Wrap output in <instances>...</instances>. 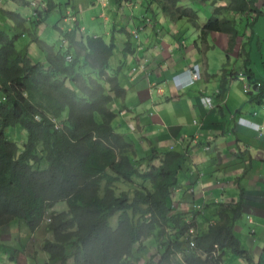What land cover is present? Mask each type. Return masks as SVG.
<instances>
[{
	"label": "trees",
	"instance_id": "16d2710c",
	"mask_svg": "<svg viewBox=\"0 0 264 264\" xmlns=\"http://www.w3.org/2000/svg\"><path fill=\"white\" fill-rule=\"evenodd\" d=\"M48 1L45 14L56 6ZM221 1L226 0H216L214 13L200 24L198 13L181 0H148L172 21L189 22L199 33L196 47L202 54L211 50L210 33L228 34L229 59L239 32L233 21L221 17L223 11L248 13L254 0L216 7ZM42 13L35 24L43 21ZM12 18L14 32L0 28V233L15 219L25 220L32 231L44 224L53 236L43 244L46 264H68L69 259L74 264H137L149 239L157 244L151 264H223L227 250L255 264L234 232L243 215L242 193L237 201L219 204L218 221L208 219V231H197L190 247L185 236L197 226L171 208L179 176L191 162L189 150L153 149L134 159L133 145L113 128L111 104L126 95L119 81L122 65L112 67L118 49L114 38L87 36L76 42L72 37L79 46L76 53L49 47L45 58L38 53L34 59L29 44L17 48L24 37L19 31L26 29L19 15ZM130 45L128 38L125 54H132ZM17 126L27 131L22 148L6 133ZM117 213L113 227L110 219Z\"/></svg>",
	"mask_w": 264,
	"mask_h": 264
},
{
	"label": "crops",
	"instance_id": "0c3cea01",
	"mask_svg": "<svg viewBox=\"0 0 264 264\" xmlns=\"http://www.w3.org/2000/svg\"><path fill=\"white\" fill-rule=\"evenodd\" d=\"M52 1L56 4L55 9L47 12V14L44 11L42 13L43 21L37 25L33 22L36 20L34 10L36 11L39 7L41 12L45 4L46 7L49 5L48 0H41V4L40 0H36L34 6H32L31 0H9L4 9L0 7V12L6 17L5 30L12 29V23H14L12 17H15L16 14L19 15L24 20V29H26V31L21 29L19 32H22L25 38L27 36L32 39L36 37L38 40L36 44L42 49L41 52L38 50L41 58H45V53L49 51V47H53L54 52L63 48V50L70 49V52L76 53L79 46L74 45L71 41L72 37L76 42L86 41L87 36L103 37L105 35L103 38L106 37L107 41L114 38L118 49L112 67L117 68L122 65L120 75L127 74L131 78V85L139 79V74H141L142 79L144 76L147 77V83H144L143 80L137 86L131 88L129 86L128 91L133 89V97L129 98L128 101L126 88L125 97L115 99L111 107L116 113L113 128L119 127L117 133L123 135L126 140L129 139L128 142L134 147V154L132 155L134 159L149 156L155 148V150L158 149V152L170 151L172 146L174 149L171 151H178L179 149L178 152H185L189 150L191 162L187 164V170L183 172L186 174V179L183 186H179V189L176 190L171 208L173 214L183 213L184 220L197 226V231L200 234L208 231V219L212 223L218 221L216 213L219 204L237 201L242 193L243 215L235 225L234 232L241 240L245 250L252 254L255 264H259V262L264 264V109L262 108L264 106V75H261L258 67L256 70L251 67L253 61H258L262 63V68H264V53L259 48V40L256 41L255 47L250 49L253 56L244 49L242 50L243 56H249L244 65V78L246 76L249 83L257 87L253 92L248 93L252 104L245 105L244 96L239 97L236 93L230 92L229 79L236 78L235 73L230 72V55L226 62L222 61L220 65H213L209 51L202 54L196 47V40L199 37L198 31L185 19L177 22L172 21L160 11L156 3L149 5L148 0H140L141 5H127L126 1H123L125 4L121 6L119 0H79L78 3L82 5L84 18L79 21L77 14L73 15L72 12L68 11L64 22L70 21V25L66 30L59 27L55 28L54 33H60L61 37L54 43L55 34L51 30L49 32L50 28L46 24L48 16L58 6L54 0ZM200 1L203 2V0ZM208 1L211 0L203 3H208ZM258 2H261L262 6H259ZM229 3V0L221 1L216 6L227 7ZM17 7L29 9L30 12L23 16L17 13ZM252 9L253 11L248 13L238 14L225 10L221 17L230 19L236 24V27V18L239 15L241 21H243V17H247V30L251 27L254 41L256 32L264 36V0H254ZM126 11L127 13H125ZM89 16L92 34L87 33V28L81 26L82 22H86ZM235 16L237 17L235 18ZM99 20L103 21L104 33L102 34L98 31ZM137 30L139 31L138 41L134 38V32ZM12 31L14 32V29ZM247 32L245 31L243 37L248 36ZM221 34L225 33L212 32L208 36L207 44L211 46V50L213 48L212 42L216 41ZM128 38H130L131 45L127 47L131 49L132 54L124 53ZM189 38L193 40V44L190 46L187 44ZM235 48L230 54L235 52ZM81 52L84 56L85 50H81ZM251 57H254L253 60ZM195 65L199 66L203 75L201 90H206L211 79L216 76L213 70L220 71L222 78L216 92L220 91L221 94L215 93V98L220 105L215 109L223 119L219 116H208L209 114H205V110H203L206 121L205 123L201 121L198 128L194 126L196 130L192 134H184L181 127H176L167 128L165 135L158 136L156 129L150 132L144 125H141L139 115L142 112L147 114L145 109L150 106L146 105L160 104L158 117L160 120L166 118V110L169 106L168 99L155 101L152 95L157 94L158 98H165L168 92L172 100L181 99L180 94L187 88V71ZM223 68L225 69L224 75L221 74ZM163 71H168L170 75H173L174 81L167 80L166 77H157ZM86 72L89 73L90 70L87 69ZM247 72L248 75H246ZM220 75H218V79H220ZM163 81L167 83L166 88L158 84ZM242 82L244 90V81ZM154 85L159 86L162 93L156 91ZM130 105L134 107L131 108ZM142 105H144L143 108ZM225 110L229 114V118H225ZM233 113L235 115L230 116ZM119 114L120 116H118ZM155 116L157 114L153 110L151 117L154 118ZM240 118L259 125L263 132L239 125ZM195 121L196 119L193 120V124ZM167 141L170 142L169 146L164 149L165 151H159L162 144ZM185 141L186 145L182 148ZM197 197L201 198V203L197 206L200 210L193 211ZM202 203L204 205L200 208ZM246 230L249 231L250 237L244 234ZM146 245L148 250L145 254L138 256L141 258V263L138 264H149L151 256L157 254L155 240H147ZM223 264L225 263L223 262Z\"/></svg>",
	"mask_w": 264,
	"mask_h": 264
},
{
	"label": "rangeland",
	"instance_id": "374dc122",
	"mask_svg": "<svg viewBox=\"0 0 264 264\" xmlns=\"http://www.w3.org/2000/svg\"><path fill=\"white\" fill-rule=\"evenodd\" d=\"M4 4L0 7L4 9V6L8 3L9 0H2ZM57 3V8L54 10L50 16H48L46 24L48 25L49 32H55V28H63L64 30L68 29L70 25L69 22H64L65 16L68 11L72 12L73 15H78L79 21H81L84 18V12L82 10V5L78 3L79 0H54ZM134 5H141L142 3L140 0H130ZM216 2V0H211L208 3H203L200 0H182V6L185 7H190L194 11H196L199 15V20L200 24H204L208 18L211 17V15L214 12V7L215 5L213 4ZM218 3V2H217ZM41 4V0H40ZM259 6H262L261 2H258ZM217 5V4H216ZM26 7V6H24ZM217 7V6H216ZM17 13H20L23 16H26L30 11L29 9L25 8H16ZM124 11V10H123ZM127 13V11L125 12ZM227 13V12H226ZM225 13V14H226ZM224 14V13H223ZM237 16H235L236 18ZM90 16L88 17L86 22H82L83 24L81 26H84L87 28V33H93L91 31V21L89 20ZM237 30L239 32V39L238 40V45L235 48V52L232 54H229L231 57V70L230 72L235 73V77L233 80L229 79V87H230V92L231 93H236L237 96L241 97L244 96V99L246 101L245 105L252 104L250 102V95L248 93H245L243 90V82H242V77L245 75V69L244 65L246 63V59L249 56H243L242 50L244 49L248 54L253 56V52L251 53L250 49H253L256 45V41L259 40V48L260 50L263 51L264 53V36H261L259 32H256L255 40L253 41V35H252V30L249 28L247 30L248 26L247 24V17H243V21H241V16L239 15L237 18ZM5 20L6 17L5 15L0 12V28L5 29ZM103 21H98V31L99 33H104V28H102V23ZM102 28V29H101ZM247 32V37H243V34ZM54 43H56V40L61 37L60 33H54ZM85 35V34H84ZM185 35V34H184ZM105 35H103L104 37ZM30 39L28 36L21 37L19 41L17 42V48L18 49H23L29 44V53L33 57L35 53H39L42 51L41 47L36 44V42L30 43ZM106 39V37H105ZM51 41L53 42L52 38ZM228 43H229V37L228 35L226 36L225 34L219 35L217 37L216 41L212 42V50L209 51L210 53V60L213 65H220V63L226 62V50L228 48ZM248 43V44H246ZM187 44L190 46L193 44L192 38H189ZM40 52H39V51ZM117 55V52L115 53V56ZM35 59V56L33 57ZM254 57H251L253 60ZM115 60V59H113ZM228 65V64H227ZM252 69L256 70L258 67L259 72L261 75H264V68L262 63L258 61H253L252 62ZM214 75H216L213 79H211V82L209 86H207L206 90H201V84L203 82V79L199 82H194L192 85H189L185 90L180 94L181 99H178L177 101H174L171 99L170 94L167 92L165 98H158L157 94H153L152 97L155 99V101H166L168 99V108L166 110V118L163 120H160L158 117V112L161 107L160 104L157 105H146L150 106L149 108L145 109V114L142 112L140 117V123L141 125H144L150 132L157 130L156 134L158 136H163L166 134L167 128H176V127H181L184 134H192L195 132L196 126L197 128L199 127V124L206 121L205 115L203 113V110H205V114H209L208 116H215V117H220L223 119L218 113L217 110L214 109H209L204 105L202 97H211L213 100V104L215 107H218L220 103L217 101L215 98V93L216 89L221 82V75L220 71L217 69H214ZM212 72V70H211ZM213 73V72H212ZM222 74V73H221ZM218 75H220V79H218ZM139 79L131 85V78L127 76V74L123 76H119V81L121 85L127 89L128 87H134L137 86L138 84H141L143 80L145 81L144 83H147V77L144 76V78H141V74L138 75ZM157 77H166L167 80H171L172 82L174 81V76L170 75L168 71H163L159 76ZM245 81L248 84L249 81L247 80L245 76ZM129 82V83H128ZM171 82V83H172ZM170 83V82H169ZM196 83V84H195ZM232 83V84H231ZM161 87L166 88L167 83L160 82L158 83ZM195 84V85H194ZM160 93L161 90H159ZM133 97V89H130L127 92L126 99L127 101L129 98ZM160 99V100H158ZM137 104V102H134ZM114 102L111 104V107L113 106ZM135 104V105H136ZM224 105V104H223ZM222 105V106H223ZM131 106V105H130ZM144 105H142L143 108ZM154 106V107H153ZM134 106H131L133 108ZM153 107V110L157 114L154 118L151 117V108ZM141 108V109H142ZM143 110V109H142ZM65 117L67 118L69 115L68 110L64 112ZM235 114H231L230 116H234ZM120 116V114L118 115ZM225 118H229V114L225 110ZM196 119L198 122V125L193 124V120ZM100 121V119H99ZM210 121V120H209ZM136 124V123H135ZM115 129V128H114ZM260 130L262 131L263 129L260 127ZM7 135L10 140L18 143V145L22 148L24 143L27 141V131L21 128L20 126L17 127H12L8 128L6 130ZM116 132H119V127H116L115 129ZM263 132V131H262ZM195 136V135H193ZM177 139V138H176ZM129 141V139H127ZM170 144L169 141L164 142L162 144V148L159 151H165L164 149L168 147ZM186 145V141L182 144V148H184ZM156 149V148H155ZM158 150V149H157ZM179 151V149H178ZM47 165L44 166L46 168ZM186 179V174L181 173L179 176V185L183 186L184 182ZM201 203V198L197 197V203L193 207V211H198V205ZM228 203V201L226 202ZM204 203H202L199 207L202 208ZM61 206L56 207V210L61 209ZM120 213L115 214L111 219L110 223L113 227H116L118 224V217ZM46 227L43 224L41 228H39L36 231H32L27 222L23 219H15L10 226L5 227L1 230L0 233V264H46L49 258V255L47 252L43 250V244L44 241L47 239H52V234L46 232ZM244 234L248 237L249 231H245ZM47 257V258H46ZM180 257L175 259V262L179 261ZM141 263V261H140ZM224 263L225 264H246V262L239 258L238 256L234 255L230 250L226 251V255L224 258ZM55 264V263H51ZM68 264H74L73 259L68 260Z\"/></svg>",
	"mask_w": 264,
	"mask_h": 264
},
{
	"label": "clouds",
	"instance_id": "9594fccd",
	"mask_svg": "<svg viewBox=\"0 0 264 264\" xmlns=\"http://www.w3.org/2000/svg\"><path fill=\"white\" fill-rule=\"evenodd\" d=\"M121 2H122V6L125 4V2H123V1H126V4L127 5H129V4H133L130 0V2L128 1V0H120ZM35 2V1H34ZM31 4H32V0H31ZM125 7V6H124ZM45 9H46V4L44 5V9L41 11V12H44L45 11ZM39 7L36 9V11L34 10V16H35V18H38L39 17ZM137 40V39H136ZM138 41V40H137ZM70 56V55H69ZM71 57V56H70ZM228 60V59H227ZM196 66H198V65H195L193 68H191L190 70H193ZM198 68H199V66H198ZM190 70H188L187 71V74H188V79L186 80V85H187V87L189 86V85H192V84H189V82H190V80H191V74H190ZM199 70H200V74H201V78L199 79V80H202L203 79V75H202V73H201V69L199 68ZM242 79V81H244V85L245 84H247L246 83V81H245V78L244 77H242L241 78ZM196 81H198V80H196ZM195 81V82H196ZM250 86H251V90H249L248 92H245V90H244V92L245 93H251V92H253L254 91V88H255V86L252 84V83H248ZM182 85V84H181ZM258 86H260L259 84H258ZM154 89L156 90V91H159L161 88L159 87V86H156V85H154ZM219 92H216V94H218ZM204 97H206V96H204ZM203 97V98H204ZM202 98V99H203ZM212 99V98H211ZM213 101V100H212ZM207 107V106H206ZM209 108V107H208ZM214 108H217V107H215L214 106V104H213V108H209V109H214ZM263 108V107H262ZM256 114V113H255ZM241 120L243 121V123H241ZM195 124V123H194ZM238 124L239 125H241V126H245V127H249V128H251V129H253V130H255V131H257L255 128H254V126H259V125H257V124H254V123H251V122H249V121H247V120H245V119H243V118H240L239 119V121H238ZM195 125H198V124H195ZM260 127V126H259ZM259 132V131H258ZM196 139H197V137H196ZM197 143V142H196ZM174 149V148H173ZM173 149H171V150H173ZM206 149H209V148H206ZM197 236V230H195V228H191V229H189L188 230V232L186 233V236H185V238L187 239V240H190V247H194L195 246V244H194V242H193V238L194 237H196ZM152 257V256H151ZM178 257H180V256H178ZM177 257V258H178ZM181 258V257H180ZM140 261H141V259H140ZM139 261V262H140ZM180 261V260H179ZM138 262V263H139ZM137 263V264H138ZM149 264H150V259H149Z\"/></svg>",
	"mask_w": 264,
	"mask_h": 264
},
{
	"label": "built area",
	"instance_id": "2783aa9c",
	"mask_svg": "<svg viewBox=\"0 0 264 264\" xmlns=\"http://www.w3.org/2000/svg\"><path fill=\"white\" fill-rule=\"evenodd\" d=\"M36 0H32V6H34ZM134 38L138 40L139 38V31H135L134 32ZM72 57L68 56L67 59L70 61ZM190 74H191V80L189 82V84H192L193 82H195L196 80H199L201 78V74H200V70L198 68V66H196L193 70H190L189 71ZM244 90L245 92H248L249 90H251V86L249 84H245L244 85ZM203 102H204V105L209 107V108H213V101L211 99V97H204L203 98ZM263 109H264V106H263ZM195 124H198L197 121L194 122ZM241 123H243V121L241 120ZM254 128L261 132L260 130V127L259 126H254ZM174 147L172 146L171 149H173Z\"/></svg>",
	"mask_w": 264,
	"mask_h": 264
},
{
	"label": "water",
	"instance_id": "95a60500",
	"mask_svg": "<svg viewBox=\"0 0 264 264\" xmlns=\"http://www.w3.org/2000/svg\"><path fill=\"white\" fill-rule=\"evenodd\" d=\"M257 87L255 86V88L254 89H256Z\"/></svg>",
	"mask_w": 264,
	"mask_h": 264
}]
</instances>
